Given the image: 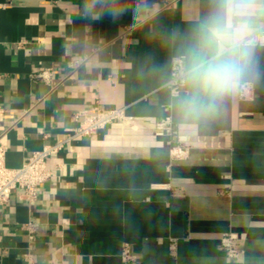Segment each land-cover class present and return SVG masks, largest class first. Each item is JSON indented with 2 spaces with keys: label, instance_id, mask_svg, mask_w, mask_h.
I'll use <instances>...</instances> for the list:
<instances>
[{
  "label": "crops",
  "instance_id": "obj_1",
  "mask_svg": "<svg viewBox=\"0 0 264 264\" xmlns=\"http://www.w3.org/2000/svg\"><path fill=\"white\" fill-rule=\"evenodd\" d=\"M209 6L0 0L9 166L66 140L85 111L127 115L66 141L35 201L13 190L0 206V264H264V47L254 97L228 99L211 118H185L167 85ZM44 69L50 78L37 76ZM165 116L187 147L181 156L171 151L178 139L155 134ZM228 233L239 238L235 255L221 245Z\"/></svg>",
  "mask_w": 264,
  "mask_h": 264
},
{
  "label": "clouds",
  "instance_id": "obj_2",
  "mask_svg": "<svg viewBox=\"0 0 264 264\" xmlns=\"http://www.w3.org/2000/svg\"><path fill=\"white\" fill-rule=\"evenodd\" d=\"M257 46L264 47V0H210L178 58L187 91L176 102L185 118H211L228 99H251Z\"/></svg>",
  "mask_w": 264,
  "mask_h": 264
},
{
  "label": "built area",
  "instance_id": "obj_3",
  "mask_svg": "<svg viewBox=\"0 0 264 264\" xmlns=\"http://www.w3.org/2000/svg\"><path fill=\"white\" fill-rule=\"evenodd\" d=\"M78 61L71 62V66L77 67ZM75 73V71H72ZM178 58H175L171 65L170 79L167 83L174 96L180 94L184 89L179 78ZM52 69H44L37 76L44 79L50 78ZM254 97V90L252 98ZM251 98V99H252ZM240 99H248L240 97ZM4 107L0 106V129L4 130L2 120L5 116ZM127 115L123 108L99 109L94 112H83L82 118L78 120V124L71 129L69 137L66 140L58 141L53 144H46L41 149L34 151L30 157L20 166L12 167L7 164L8 147L2 140L3 132H0V206L10 201L12 192L16 188H21L22 196L30 201H35L38 198V187L40 184L50 180L53 172L49 167V158L59 153L65 142L73 137H91L96 131L105 129L116 122L126 119ZM156 135H170L178 139L180 143L173 146L171 151L176 157L183 155L187 151V147L181 143L177 130L175 129L173 119L170 116L159 118L154 123ZM27 228L31 233L35 232V224L29 222ZM239 238L234 233H228L221 237V245L231 255L239 252L236 245ZM176 242L172 241V247H175ZM125 256L131 257L128 250H125ZM26 259L32 261V255L27 253Z\"/></svg>",
  "mask_w": 264,
  "mask_h": 264
}]
</instances>
